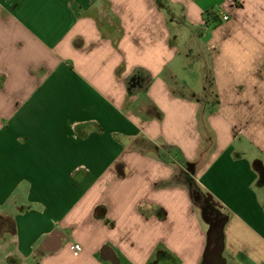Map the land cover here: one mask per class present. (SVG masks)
Wrapping results in <instances>:
<instances>
[{
	"label": "crops",
	"instance_id": "crops-1",
	"mask_svg": "<svg viewBox=\"0 0 264 264\" xmlns=\"http://www.w3.org/2000/svg\"><path fill=\"white\" fill-rule=\"evenodd\" d=\"M0 218V264H264V0H0Z\"/></svg>",
	"mask_w": 264,
	"mask_h": 264
},
{
	"label": "trees",
	"instance_id": "trees-1",
	"mask_svg": "<svg viewBox=\"0 0 264 264\" xmlns=\"http://www.w3.org/2000/svg\"><path fill=\"white\" fill-rule=\"evenodd\" d=\"M204 18L205 20L209 21H213L214 23H219L220 22V16L214 12V11H206L204 13ZM179 154H175V157L177 158L178 161L182 162V163H185V159L183 158L181 152L179 149H177Z\"/></svg>",
	"mask_w": 264,
	"mask_h": 264
},
{
	"label": "rangeland",
	"instance_id": "rangeland-1",
	"mask_svg": "<svg viewBox=\"0 0 264 264\" xmlns=\"http://www.w3.org/2000/svg\"><path fill=\"white\" fill-rule=\"evenodd\" d=\"M184 168H186V167H184ZM0 226L3 227L2 231H4V229H9V227L13 228L14 220L12 218H0ZM0 238L1 239L5 238L4 233L0 232Z\"/></svg>",
	"mask_w": 264,
	"mask_h": 264
}]
</instances>
